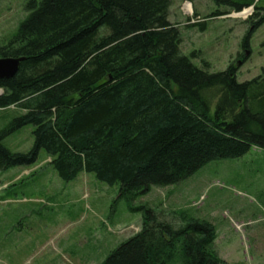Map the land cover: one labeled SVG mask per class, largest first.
<instances>
[{"label": "trees", "instance_id": "1", "mask_svg": "<svg viewBox=\"0 0 264 264\" xmlns=\"http://www.w3.org/2000/svg\"><path fill=\"white\" fill-rule=\"evenodd\" d=\"M212 1L218 10L209 18L254 7L242 44L250 50L264 25V0ZM171 5L32 0L17 34L0 44V58L25 59L13 78L0 80V108L24 111L0 132V170L34 165L44 150L64 181L93 173L134 199L153 186L176 185L212 161L264 149V68L239 83L236 66L218 73L197 67L181 51ZM194 26L204 31L207 22ZM27 125L35 127L33 147L12 152L3 140ZM141 209L140 232L103 264L225 263L211 222L185 216L177 228Z\"/></svg>", "mask_w": 264, "mask_h": 264}, {"label": "rangeland", "instance_id": "2", "mask_svg": "<svg viewBox=\"0 0 264 264\" xmlns=\"http://www.w3.org/2000/svg\"><path fill=\"white\" fill-rule=\"evenodd\" d=\"M31 1L0 0L1 45L12 40L31 14ZM217 10L212 0H172L169 13V21L180 26L182 53L210 73L243 61L242 44L251 29L247 20L254 12L209 18ZM204 20L206 30L194 26ZM250 46V56L238 67L239 83L263 75L264 25ZM23 113L0 108V132ZM34 130L27 125L3 143L12 152L26 153L33 147ZM120 189V184L109 185L87 172L64 181L44 150L34 165L0 170V264H103L140 232L146 212L142 207L177 228L185 216L211 222L224 264H264V149L253 147L242 157L212 161L176 185L153 186L134 199L121 196Z\"/></svg>", "mask_w": 264, "mask_h": 264}, {"label": "water", "instance_id": "3", "mask_svg": "<svg viewBox=\"0 0 264 264\" xmlns=\"http://www.w3.org/2000/svg\"><path fill=\"white\" fill-rule=\"evenodd\" d=\"M253 8H250L251 11ZM248 55L249 52H247L246 56ZM24 60V58H0V80L13 78L19 71ZM241 65L242 61L236 67H240Z\"/></svg>", "mask_w": 264, "mask_h": 264}, {"label": "flooded vegetation", "instance_id": "4", "mask_svg": "<svg viewBox=\"0 0 264 264\" xmlns=\"http://www.w3.org/2000/svg\"><path fill=\"white\" fill-rule=\"evenodd\" d=\"M244 52H245V55H246L247 51L245 50Z\"/></svg>", "mask_w": 264, "mask_h": 264}, {"label": "bare ground", "instance_id": "5", "mask_svg": "<svg viewBox=\"0 0 264 264\" xmlns=\"http://www.w3.org/2000/svg\"><path fill=\"white\" fill-rule=\"evenodd\" d=\"M250 11V10H249Z\"/></svg>", "mask_w": 264, "mask_h": 264}]
</instances>
